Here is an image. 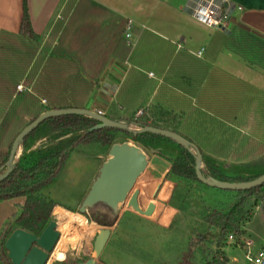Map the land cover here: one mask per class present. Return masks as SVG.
Returning <instances> with one entry per match:
<instances>
[{
	"label": "crops",
	"instance_id": "crops-1",
	"mask_svg": "<svg viewBox=\"0 0 264 264\" xmlns=\"http://www.w3.org/2000/svg\"><path fill=\"white\" fill-rule=\"evenodd\" d=\"M90 1L107 10L106 26L118 17L132 20L134 44L127 60L109 58L84 108L126 116L159 104L182 114L184 123L196 125L208 117L227 129L209 125L200 147L192 141L203 155V165L207 163L203 170L245 178L264 173V67L244 55L264 57V0H225L234 9L229 24L220 29L195 16L192 0ZM77 2L27 0L40 48L49 45L50 50L58 42L47 41L57 33L59 37ZM22 16L23 0H0V34L17 35ZM37 57L25 75L15 74L17 79L9 83L11 95L0 98L5 110L23 92L14 86L25 85ZM3 222L0 219V229ZM261 222L262 231L245 228L258 245L264 244ZM228 256L230 264H237L235 256Z\"/></svg>",
	"mask_w": 264,
	"mask_h": 264
},
{
	"label": "rangeland",
	"instance_id": "rangeland-1",
	"mask_svg": "<svg viewBox=\"0 0 264 264\" xmlns=\"http://www.w3.org/2000/svg\"><path fill=\"white\" fill-rule=\"evenodd\" d=\"M55 38H58V33L52 35L47 42L52 45L51 41ZM47 46L49 47V45ZM47 46L43 48H47ZM42 58L44 56L40 54L33 63L30 75L24 78L23 90L32 89L31 74L40 72ZM65 71L64 67L59 68L61 78H58L59 81L64 80L62 76ZM172 77L175 79L173 73H171ZM46 80L41 78L40 82L45 84ZM62 84L64 85V83ZM68 84L69 82L65 83L66 87H59L57 84L58 88L55 92L50 89L41 95L53 101L58 94L57 98H61L60 102L58 101L60 104L72 101V103L81 105L83 98H87L91 94V92L87 93L85 88H81L80 92L73 93ZM17 97L12 101L13 104L19 101ZM39 99L41 100V97ZM41 104L45 106L47 102L41 101ZM9 111L10 109L7 110V114ZM19 114H21L20 110ZM33 116L31 111H25L22 124L17 125L13 132L7 136L2 132L4 128H1L0 146L6 150L14 133L28 125L33 120ZM211 122L208 117H204L200 124L193 125L195 131L200 132L199 134L195 133L199 139H207L206 131L209 130V125L227 129L222 123ZM80 134L81 132H69L62 135L59 131L53 130L51 124L43 123L32 135L22 141L14 159V163L30 166L40 156L59 150L69 151L58 177L43 189V194L57 203L52 210L51 220H56L59 223L57 229L60 237L62 233L64 234L62 241L59 243L58 240L52 251L53 256L50 259V264L55 263L57 259L61 261L59 264H77L93 256L95 236L105 227V225L90 220L86 213L83 214L88 220L85 227L75 225L70 231L71 234L66 232L67 211L80 213L79 207L89 192L103 162L109 157V150L112 146L91 142L72 147V142ZM122 142L140 147L147 154L153 171L151 174L144 171L138 178L139 182L137 180L131 190L134 191L133 196L119 205L116 222L111 226V237L96 264H178L186 256L190 258L192 264H205L207 259H212L214 254L220 251H224L227 256L228 254L235 256L234 260L237 264H248L240 247L226 241V232L210 228L202 220L204 208L226 210L236 202L234 194L224 193L198 182L191 181L189 185L183 179L177 178L172 172V167L175 163L183 160L185 152L179 144L166 137L143 135L133 139L124 131H114V143ZM205 164L207 163L205 162ZM205 164L203 165L202 161V169L206 167ZM175 179L182 183H176ZM138 189L142 190L139 194L136 193ZM161 198H166L168 203H162ZM12 201L14 203L10 204ZM23 202V198L0 202V219L4 220L1 231L6 230L15 219L11 215L12 206L17 213L21 212ZM132 202L142 212H146L154 204L156 207L154 212L147 217L137 212ZM261 220H264L262 207L255 203V196H252L247 201L239 224L247 235L248 231L245 229L247 227L248 229L256 227L257 230H263L260 228V225L263 226ZM1 241L0 239V243ZM3 252L8 257V251L5 249ZM228 258V264H230V257L228 256ZM0 264H3L1 257Z\"/></svg>",
	"mask_w": 264,
	"mask_h": 264
},
{
	"label": "trees",
	"instance_id": "trees-1",
	"mask_svg": "<svg viewBox=\"0 0 264 264\" xmlns=\"http://www.w3.org/2000/svg\"><path fill=\"white\" fill-rule=\"evenodd\" d=\"M106 11L103 6L93 1L78 0L65 26L60 31L58 42L50 50V46H47L50 52L49 56L45 57L48 50L47 48H40V36L32 27L27 0H23V16L19 33L17 35L4 34V32L0 34V98H7L11 95V91L9 90L11 84L9 83L17 79L15 74L19 75L20 73L25 75L36 54L38 56L42 54L44 58H42L43 63L39 69L40 72H33L31 74V80H34L32 92L27 88L23 90L24 85L20 84L23 92L16 95L19 101L9 106L7 109H10L8 114L0 100V129H5L2 130L5 136L13 132L17 125L22 124L24 113L27 110L34 114V120L38 114L49 109L83 108L86 97L83 98V101L81 100V105L72 103V101H68L66 104H60L59 100L61 98H57L59 97L58 94L53 101H50V99L41 94L50 89H53L55 92L58 86L66 87L65 83L67 84L68 82L71 92L77 93L78 91L80 92L81 88H85L87 89V93H90L98 82L99 76L111 56H116L121 60L128 59L131 53V46L127 45L125 38L128 20L118 17L106 26L104 25L103 18ZM244 55L252 63H257L264 67V57H253L250 53ZM61 67H64L66 71L62 76L64 80L59 81V68ZM30 71L28 75H30ZM41 78L43 80L47 78V82L45 84L41 83ZM18 86L15 85V89L16 87L18 89ZM39 97H41V100ZM36 101L37 103H35ZM41 101L47 102V105L43 106ZM19 110L21 114L18 115ZM107 116L113 120L125 122L132 128L153 126L178 132L190 141L197 143L200 147L199 143L202 139H199L195 134L198 131H195L193 124L186 121L184 123L182 114L174 110L166 109L159 104L145 106L126 116H115L112 114H107ZM43 123L51 124L53 130L59 131L62 135L69 132H81L72 142V147L81 143L87 144L91 142L112 145L114 144V131L119 130L102 128L89 131L98 122L87 115L77 114L53 116L41 122V124ZM36 129L30 132L24 140L32 135ZM19 132L20 130L14 133L6 150L0 146V174L6 170L5 163L8 160L12 143ZM124 132L133 139L143 135H157L151 132L138 135H134L128 131ZM182 148L184 149L185 156L181 162L173 165L172 172L177 178L183 179L188 184L191 181L204 184L197 178L194 156L187 149ZM68 155L69 151L59 150L40 156L30 166L14 163V168L9 176L0 181V202H8L16 198L24 199L21 212L17 213L14 206H12L11 215L15 219L6 230H2L0 233V239L2 240L0 243V257L3 264H12L3 251H5L4 243L6 239L15 229L22 228L35 234H41L51 221L52 210L57 203L46 197L43 194V189L48 187L58 177ZM3 166L4 168H2ZM202 172L207 177L212 176L223 181L231 182L248 181L259 176L247 178L226 176L216 172H206L203 169ZM175 181L176 183H182L176 179ZM207 187L224 193L234 194L236 197V202L226 210L204 208L202 220L210 228L220 229L221 232L226 233L232 232L236 236L244 234L245 230L240 226L239 221L244 213L248 199L252 196H255V203L261 205L264 213V184L246 190H223L210 186ZM160 201L165 204L168 203L166 198H161ZM13 203L14 201L10 204ZM117 214L102 202L95 204L87 212L90 220L105 226H113L116 222ZM228 263L229 258L224 251L216 252L212 259L205 261V264ZM178 264L192 263L190 258L186 256Z\"/></svg>",
	"mask_w": 264,
	"mask_h": 264
},
{
	"label": "water",
	"instance_id": "water-1",
	"mask_svg": "<svg viewBox=\"0 0 264 264\" xmlns=\"http://www.w3.org/2000/svg\"><path fill=\"white\" fill-rule=\"evenodd\" d=\"M69 114L87 115L96 120L98 123L92 126L89 131L102 128H113L128 131L134 135L151 132L171 139L187 149L194 156L197 178L207 186L223 190H246L264 184V173L252 180L236 182L223 181L212 176L207 177L202 172L201 165L203 155L200 149L195 143L178 132L153 126L132 128L125 122L113 120L105 114H99L94 110L84 107L49 109L40 113L34 120L26 125L12 143L8 160L5 163L6 170L0 174V181L7 178L13 170L17 150L30 132L36 129L41 122L50 117ZM148 163L147 154L140 147L128 142L112 144L109 150V157L103 162L97 177L79 207V212L81 214H86L89 208L102 202L109 206L114 213H118L119 205L127 198L138 178L146 170ZM2 168H4V166ZM132 205L136 207L137 212L147 217L154 212L156 207L154 204L150 206L146 212H142L137 208L134 202H132ZM57 228L58 222L56 220H51L41 234H35L22 228L15 229L4 243L11 263L48 264L49 255L55 248L60 237ZM111 234V226L103 227L95 236L93 242V256L77 264H96ZM52 264H59V262Z\"/></svg>",
	"mask_w": 264,
	"mask_h": 264
},
{
	"label": "built area",
	"instance_id": "built-area-1",
	"mask_svg": "<svg viewBox=\"0 0 264 264\" xmlns=\"http://www.w3.org/2000/svg\"><path fill=\"white\" fill-rule=\"evenodd\" d=\"M191 8L195 16L201 19L207 26L217 29L225 28L231 20L233 5L225 0H192ZM241 9V7H239ZM132 20H128L125 38L128 46H133L132 42ZM179 45V44H178ZM204 49L199 50L198 55H202ZM152 75V73H149ZM21 90L22 86H18ZM99 114H104L102 110H94ZM226 241L240 247L248 264H264V244L258 245L257 241L246 234L236 236L232 232L226 235ZM53 252L49 255V260ZM56 262H61L55 260Z\"/></svg>",
	"mask_w": 264,
	"mask_h": 264
},
{
	"label": "bare ground",
	"instance_id": "bare-ground-1",
	"mask_svg": "<svg viewBox=\"0 0 264 264\" xmlns=\"http://www.w3.org/2000/svg\"><path fill=\"white\" fill-rule=\"evenodd\" d=\"M153 171V166L151 165V163L148 164L146 170H145V173H149L151 174ZM160 180V179H159ZM158 180V181H159ZM139 182V180H138ZM142 190L138 189L136 190V193L139 194L141 193ZM133 193L134 191H131V193L127 196V198L125 200H128L131 198V196H133ZM67 214H68V218H67V225H66V232L69 234L72 227L75 226V225H78L80 227H85L87 225V218L81 214V213H75V212H72V211H67ZM95 224V223H94ZM58 226H59V223H58ZM94 226V225H93ZM84 230V229H83ZM71 234V233H70ZM73 235V234H72ZM59 243L62 241V238H64V234L62 233L61 237H59ZM53 256V255H52ZM51 259V258H50ZM57 259V258H56ZM58 260V259H57ZM51 260L48 261V263L50 264Z\"/></svg>",
	"mask_w": 264,
	"mask_h": 264
}]
</instances>
